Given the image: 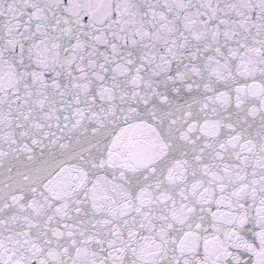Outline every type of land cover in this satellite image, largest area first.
<instances>
[{
    "label": "snow or ice",
    "instance_id": "snow-or-ice-1",
    "mask_svg": "<svg viewBox=\"0 0 264 264\" xmlns=\"http://www.w3.org/2000/svg\"><path fill=\"white\" fill-rule=\"evenodd\" d=\"M0 264H264V0H0Z\"/></svg>",
    "mask_w": 264,
    "mask_h": 264
}]
</instances>
